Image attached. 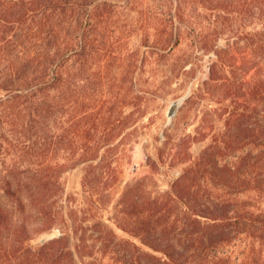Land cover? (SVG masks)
I'll use <instances>...</instances> for the list:
<instances>
[{
  "label": "trees",
  "instance_id": "16d2710c",
  "mask_svg": "<svg viewBox=\"0 0 264 264\" xmlns=\"http://www.w3.org/2000/svg\"><path fill=\"white\" fill-rule=\"evenodd\" d=\"M253 1L261 29L245 38L264 55V0L205 6L212 31L190 15L206 0H0V264H264V75L253 82L217 44V19ZM200 51L217 56L206 146L173 153L165 133L168 157L159 149L152 174L127 182L134 141ZM169 163L180 174L152 188Z\"/></svg>",
  "mask_w": 264,
  "mask_h": 264
},
{
  "label": "rangeland",
  "instance_id": "374dc122",
  "mask_svg": "<svg viewBox=\"0 0 264 264\" xmlns=\"http://www.w3.org/2000/svg\"><path fill=\"white\" fill-rule=\"evenodd\" d=\"M217 1L219 0H206L204 4H193L190 9V15L192 16V20L195 21L194 28H197V31H203V29H211L212 31L214 25L206 19L207 15H210L211 10H206L205 6L212 8L211 5L214 6ZM203 5L204 7H202ZM214 12L218 14V10ZM226 16V20L217 19V26L220 29H225L226 32L219 38L217 42L218 47L229 48L233 59L239 64H243L248 71L249 79L253 81L258 76L263 77L264 55L255 53L247 42V38H245L247 33H256L261 29L259 24L261 15L257 1H253L250 10L232 12L231 14L226 13ZM196 56L197 59L192 66L193 71L189 78L191 82L187 87L185 86V90L180 92L181 96L173 100L169 99L165 108L158 115L156 124H154L149 134H143L139 139L134 141L131 148L132 162L127 165L124 173V178L127 182H132L152 174L149 158L157 159L159 156H163V154L164 158L168 157V152L171 148L168 149L164 146L165 133L173 135V140L170 142L171 147H174L177 143H181V141H185L186 145L184 147L186 146V149L191 153L198 154L206 146L208 137L206 138L204 135H206L208 130H205V126L212 117L216 119L218 116L213 115L216 112V105H213L212 96L205 91L204 82L209 80L210 66L217 59V56L215 53H205L204 51L198 52ZM188 67H191V65ZM197 89L202 90L199 95L202 101H199L198 109L189 111V108H186L184 111L179 112L183 109L186 100L191 96L193 90ZM179 116L181 117L180 119ZM161 148L166 150L163 154L159 151ZM173 149V153H175L178 150V146L176 145ZM182 166V164L171 166L170 163L168 166H162L160 172L154 175L155 182L152 184V188L154 187L159 191L166 190L169 182L180 174ZM69 178L70 190L80 189L81 173L75 172ZM123 191L122 187L120 195ZM112 208L113 206H111V210L113 211ZM59 236H61V230L55 229L51 233L38 238L35 244Z\"/></svg>",
  "mask_w": 264,
  "mask_h": 264
}]
</instances>
